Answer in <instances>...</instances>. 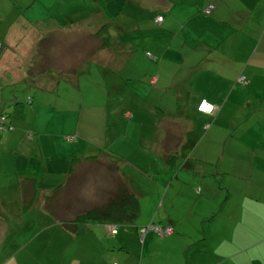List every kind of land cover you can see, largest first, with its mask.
Wrapping results in <instances>:
<instances>
[{
  "label": "crops",
  "instance_id": "0c3cea01",
  "mask_svg": "<svg viewBox=\"0 0 264 264\" xmlns=\"http://www.w3.org/2000/svg\"><path fill=\"white\" fill-rule=\"evenodd\" d=\"M108 1L4 0L0 6V115L7 113L4 111L12 104H20L22 97L26 101L30 98L28 111L23 108V117L15 111L17 106L5 114L12 134L20 138L18 146V141L12 140L5 145L11 147L5 150L9 151L12 163L11 177L16 179L12 192L16 204L9 211H3L0 206V264H73L83 260L90 264L95 261L97 248L100 255L109 252L100 244L97 246L89 235L79 238L80 233L71 234L64 229L44 209L46 194L40 191L35 196L42 195L40 205L33 209L44 215H39L40 234L51 233L52 228L57 232L47 238L39 235L30 247L13 239L23 227L12 220L33 212L32 208L23 209L21 203L15 153L35 154L43 161L102 154H80L81 150L90 151V145L78 142L76 149L67 150L65 156H59L56 150L45 152L37 146L20 149L24 140H32L40 131L41 123L29 110L44 107L47 94L62 100L64 97L58 93L60 81L79 90L82 75L84 79L95 67L112 68L119 73L117 80L123 82L120 83L123 95L116 101L115 98L108 101L110 110L117 103L125 105L123 137L128 136L131 125L139 126V122L142 125L147 121L154 125L147 131L144 142L140 141L142 130L138 136L139 145L147 151L137 150L143 154L141 159L149 158L147 161L160 164L158 173L167 175L169 165L165 155L168 154L173 157L172 170L177 168L173 178L182 170L198 176L204 164L218 162L224 169L222 179L227 195L230 185H246L245 203L228 207L229 196L225 203L220 198L217 216H227L231 233L250 234L229 235L233 243L240 239L246 246L237 247L228 256L211 259L209 264H264V254L259 255L264 253V0H127L116 16L110 15ZM209 5L213 8L206 15L203 9ZM35 9H41L39 15L34 13ZM155 16H162V20L158 22ZM102 28L106 33L99 31ZM36 75L40 77L34 79ZM240 76L245 77L243 83L238 80ZM129 84L134 86L128 89ZM202 99L217 107L215 113L197 111ZM176 104L181 106L180 111L167 106ZM113 118L117 120L118 116ZM79 129L78 124L75 133L79 134ZM194 152L201 162L192 158ZM70 153L79 156L70 158L67 156ZM106 153L112 155L108 151L103 154ZM2 154L5 153L0 152V175L4 172ZM42 173L44 179H68V175ZM120 173L127 181L131 179L128 181L131 186L135 178ZM136 176L149 179L142 171ZM131 188L138 197V190L133 185ZM199 197L194 195L192 201H198ZM180 221L177 218L174 224L167 222L173 228L168 237L181 235L175 232ZM91 224H102L106 231L116 226L110 222H86L79 225V232ZM149 234L154 239L155 233ZM203 234L202 239L214 238L218 244L228 237ZM67 248L71 249L68 261ZM111 259L112 256L101 257L106 264ZM209 260L203 257L199 264H208Z\"/></svg>",
  "mask_w": 264,
  "mask_h": 264
},
{
  "label": "rangeland",
  "instance_id": "374dc122",
  "mask_svg": "<svg viewBox=\"0 0 264 264\" xmlns=\"http://www.w3.org/2000/svg\"><path fill=\"white\" fill-rule=\"evenodd\" d=\"M3 4L4 0H0V6ZM40 12L41 9L34 10L36 15H39ZM108 32L113 33L112 30H108ZM64 48H67L66 44ZM33 70L37 69L33 68ZM91 72L92 70L89 72L90 74L86 73L84 79L82 75L81 88L79 90L65 81H60L58 93L64 97L62 100L56 99L53 94H47L45 95L46 97L44 96V107L37 108V110L33 108L35 111L29 110L28 113L32 112L30 115L39 124L41 123L39 126L40 131L32 136V140L27 139L20 144V149L24 150H29L33 146L42 148L45 152L56 150L59 156H65L67 150H75L77 142L89 144L90 151L80 149V154L88 155L100 152L103 154L108 151L120 161V171L122 174L128 175L129 178L132 175L135 178L132 179V185L140 194L138 197L136 196L138 207L140 206L139 213L136 211L130 214L123 222L116 223L115 232H112L111 229L106 231L102 224H91L89 227L83 228V232H79L80 229L77 231V233L81 234L79 238L89 235L91 239L97 242V246L100 244L105 251H109L104 255H100L97 248L95 250V261L90 264H106V261L103 263L101 260L103 256L107 258L112 256L108 264H112L113 262H116L115 264H199L203 257L210 258L209 264L212 263L211 259L216 260L220 257L228 256L234 253L237 247L246 246L240 239L238 243H233L229 236L234 234L239 236L240 233H245L242 231L240 233H231L227 216L217 217L218 211L221 208L220 198L221 202L225 203L227 202L226 197L229 196L228 207H237L245 203L243 187L245 188L246 185L241 183L233 186L230 185L229 195H227L228 191L225 181L222 179L224 169L220 168L218 162L204 164L202 171H199L198 167L197 169L200 173L198 176H194L193 172L182 170L178 172V176L173 178L174 172L177 170V168L172 170L173 161L166 170V176L158 173L160 164L147 161L149 158L141 159L140 156L143 154L138 152V150L147 151L145 147L139 145L138 136L140 137L141 130L143 136L140 138V141L142 143L146 140L147 131L154 128V125H150L148 121L143 122L142 125L139 122V126L131 125L128 136L123 137V128H125L123 126L125 124L123 114L127 112L125 105L117 103L116 107H113L111 110L108 108L109 100L115 98L116 101L119 96L123 95V85L120 84L123 82L119 79L117 80L119 73L110 67L108 69L95 67L94 71ZM38 77L40 75H36L34 79ZM109 83L113 86H108ZM128 86V89H131L134 85L129 84ZM28 101H26L25 97H22V99H19L20 104H12L4 111L7 113L3 114H8V112H11V108L17 106L15 107V111L20 114V117H23V108H27L28 111V105H30ZM157 106L161 107V105ZM167 106L172 110L173 108L177 111L181 109V106L177 104ZM114 116H118V119H114ZM135 118L133 117V120ZM32 121L34 122L33 119ZM78 124L80 127L79 134L75 133V127ZM201 124L204 125L205 121ZM85 127H90V130H87ZM12 133V129H2L0 131V152L5 153L2 154L5 159H3L1 164L4 172L0 175V206L3 211H9L16 204V199L12 197L13 183L16 179L11 177L12 163L9 151L6 152L5 150L11 149V147L5 146L6 142L9 143L11 140L17 142L20 138L19 136L15 137V134ZM68 137H71L70 139L72 140L66 139ZM82 140H86L89 143ZM18 144L19 141L16 146ZM67 156L75 158L79 155L70 153ZM123 158L126 160L125 166H123ZM182 158L180 157V160ZM192 158L200 161L201 157L197 156L194 152ZM197 165L201 166V164ZM139 170L145 173L149 179H138L136 173L140 174ZM77 171L80 179L76 180V185L73 189L70 188L71 183H69L68 190H64L65 188H62V191L60 190L62 194H60L59 202L64 203L66 199H70L74 201L73 207L75 210L79 211L89 207L95 199L96 201H102L104 199V192L101 188L108 187L109 182L105 180L106 174L103 170H94L86 164L79 167ZM200 177H203V179ZM229 177L226 176L227 179H231L232 176ZM63 180L56 178L43 179L45 183L52 184L53 186L62 183ZM171 180L173 183L169 186ZM39 191L40 193L43 192L42 187L39 188ZM194 195L200 196L198 201H192ZM5 196L7 197L5 198ZM41 199L42 195L39 194L28 208H32V210L37 209ZM186 212L188 216H186ZM196 213L201 214L197 216ZM28 214L30 216L24 214L12 220L15 225L23 227H20L21 231L13 238L15 241L26 243L25 246L29 245L30 247V245L39 239V235L47 238L57 232L56 228H52L51 233L48 231L40 234L42 232L39 231L41 229L39 228V215H44L35 210L28 212ZM177 218H180L181 221L179 230L176 227L175 232L180 233V236H159L153 228L154 226L164 227L169 220L174 224ZM211 218L214 219L212 220ZM141 228H146L143 234L139 232ZM151 232L155 233L153 234L154 239L152 238V234H149ZM203 232L209 237L215 234L228 236L227 238L230 240L226 238L225 241L218 244V241L214 238L207 239L206 237V239H202L205 238ZM259 233L261 232H257V234ZM248 234L246 233L245 235ZM31 242L32 244H30ZM251 242L247 243L251 244ZM204 248L206 249L204 250ZM206 250L208 251L207 254H205ZM70 253L71 249L67 248V261L71 257ZM260 254L264 253L261 252ZM90 257L92 256L90 255ZM191 261L193 263H189ZM85 262L87 261L83 260L79 261V263L74 262L73 264H85Z\"/></svg>",
  "mask_w": 264,
  "mask_h": 264
},
{
  "label": "trees",
  "instance_id": "16d2710c",
  "mask_svg": "<svg viewBox=\"0 0 264 264\" xmlns=\"http://www.w3.org/2000/svg\"><path fill=\"white\" fill-rule=\"evenodd\" d=\"M126 1L109 0L110 15H118ZM99 31L106 33L103 28ZM6 125L10 124L7 123ZM165 160L167 165L172 164V155H165ZM85 164L94 170H103L106 174L104 178L109 182V185L106 188H101L104 192L102 201L99 200V202L95 199L89 207L78 211L73 207L74 201L66 199L64 203H60L59 199L60 194H62L61 191L64 188V190L69 189V183H71L70 188H74L76 180L80 179L77 169ZM14 167L19 176V192L23 209H27L31 205L39 188L42 187V191L46 194L43 200L44 209L71 234H76L79 225L86 222H110L116 225V223L126 220L130 214L135 213L138 209L136 195L127 179L121 175L120 161L114 155L106 153L71 160L48 158L43 161L35 154L27 156L15 153ZM43 171L48 174L68 175V179L53 186L43 181V173L41 174Z\"/></svg>",
  "mask_w": 264,
  "mask_h": 264
},
{
  "label": "built area",
  "instance_id": "2783aa9c",
  "mask_svg": "<svg viewBox=\"0 0 264 264\" xmlns=\"http://www.w3.org/2000/svg\"><path fill=\"white\" fill-rule=\"evenodd\" d=\"M212 8H213V5H209L208 7L203 9V13L206 14V15L210 14ZM156 20L158 22H160L162 20V16H157ZM238 80H239L240 83H243L245 81V77L244 76H240L238 78ZM216 110H217V107L213 103L207 101L206 99H202L200 101V103L198 104V106H197V111H199L201 113H204V114H213V113H215ZM6 124H7V118H6L5 115L1 114L0 115V131L2 129H11V126L10 125H6ZM207 126L208 125H206V127ZM153 228H154V230L157 232V234L159 236L168 235L173 230L171 225H167V226H164V227H162V226H154ZM115 230H116V226H113L111 231L115 232ZM145 230H146V228H141L139 232L141 234H143L145 232Z\"/></svg>",
  "mask_w": 264,
  "mask_h": 264
}]
</instances>
